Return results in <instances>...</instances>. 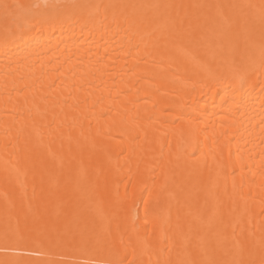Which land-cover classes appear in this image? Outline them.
<instances>
[{"label":"bare ground","instance_id":"bare-ground-1","mask_svg":"<svg viewBox=\"0 0 264 264\" xmlns=\"http://www.w3.org/2000/svg\"><path fill=\"white\" fill-rule=\"evenodd\" d=\"M0 264H264V0H0Z\"/></svg>","mask_w":264,"mask_h":264}]
</instances>
